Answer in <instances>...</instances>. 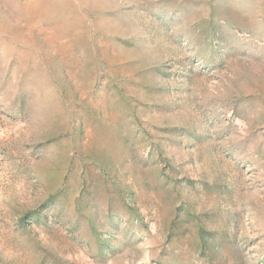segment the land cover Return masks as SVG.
I'll use <instances>...</instances> for the list:
<instances>
[{
    "label": "rangeland",
    "instance_id": "374dc122",
    "mask_svg": "<svg viewBox=\"0 0 264 264\" xmlns=\"http://www.w3.org/2000/svg\"><path fill=\"white\" fill-rule=\"evenodd\" d=\"M0 264H264V0H0Z\"/></svg>",
    "mask_w": 264,
    "mask_h": 264
}]
</instances>
